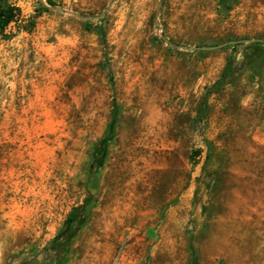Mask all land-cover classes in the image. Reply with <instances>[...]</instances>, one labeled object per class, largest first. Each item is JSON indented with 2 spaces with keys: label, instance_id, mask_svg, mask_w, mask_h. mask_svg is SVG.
<instances>
[{
  "label": "rangeland",
  "instance_id": "1",
  "mask_svg": "<svg viewBox=\"0 0 264 264\" xmlns=\"http://www.w3.org/2000/svg\"><path fill=\"white\" fill-rule=\"evenodd\" d=\"M4 1L0 264H264V0Z\"/></svg>",
  "mask_w": 264,
  "mask_h": 264
},
{
  "label": "trees",
  "instance_id": "2",
  "mask_svg": "<svg viewBox=\"0 0 264 264\" xmlns=\"http://www.w3.org/2000/svg\"><path fill=\"white\" fill-rule=\"evenodd\" d=\"M18 20V9L14 5H11L4 0H0V33L4 31V29L10 22ZM112 133V128H109V130L102 136L101 142L105 143L106 141H108L111 138Z\"/></svg>",
  "mask_w": 264,
  "mask_h": 264
},
{
  "label": "water",
  "instance_id": "3",
  "mask_svg": "<svg viewBox=\"0 0 264 264\" xmlns=\"http://www.w3.org/2000/svg\"><path fill=\"white\" fill-rule=\"evenodd\" d=\"M56 10L58 11H62V12H66L68 14H72V15H75V16H80L78 13L76 12H72L70 10H65L59 6H56L54 7ZM103 14H100L98 16H92V17H88V16H82L84 19H88V18H102ZM237 41H243V40H229V41H224L222 43H219V44H215V45H177L175 47H180L182 49H185V50H211V49H216L218 47H221L223 45H227V44H233ZM248 41V40H246Z\"/></svg>",
  "mask_w": 264,
  "mask_h": 264
}]
</instances>
